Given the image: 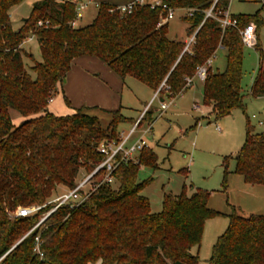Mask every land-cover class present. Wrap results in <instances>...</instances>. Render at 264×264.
<instances>
[{
	"label": "trees",
	"instance_id": "16d2710c",
	"mask_svg": "<svg viewBox=\"0 0 264 264\" xmlns=\"http://www.w3.org/2000/svg\"><path fill=\"white\" fill-rule=\"evenodd\" d=\"M22 1L0 0V264H199L191 248L200 244L206 220L218 212L207 206L209 192L198 188L190 195L183 190L164 194L161 210L152 212L141 193L150 179L139 181L137 176L140 166L154 167L156 153L149 146L139 152L138 163L120 161L113 183H100L99 175L94 176L96 187L84 201L59 206L29 232L52 208L57 187L74 188L82 172L90 173L101 162L97 147L120 141L117 127L126 121L120 109L100 108L111 116L102 128L89 113L97 107L58 116L48 111V102L81 56L95 57L122 80L132 77L173 99L192 86L186 79L196 68L223 48L225 66L221 71L208 68L202 103L216 119L244 110L247 95L264 97V68L260 64L244 95L240 30L253 21L258 37L264 26L263 0H240L259 2L260 7L252 14H230L236 24L225 28L218 17L230 0H161L185 11L186 39L194 36L189 50L186 39L168 36L169 21L157 25L165 14L159 5L145 3L121 14L111 11L119 4L98 0L93 20L72 27V3L39 0L14 30L10 10ZM212 5L214 17H205ZM38 20L49 25L38 27ZM28 35L37 40L41 61L24 50ZM256 49L261 62L264 51ZM24 55L33 61L34 77L24 66ZM11 109L26 119L13 125ZM147 115L148 110L144 119ZM230 158L245 183L264 185V132H254L248 120L242 147L224 157V181ZM33 205L44 207L26 217L9 216ZM36 237L42 256L35 250ZM206 264H264V215L233 210Z\"/></svg>",
	"mask_w": 264,
	"mask_h": 264
},
{
	"label": "rangeland",
	"instance_id": "374dc122",
	"mask_svg": "<svg viewBox=\"0 0 264 264\" xmlns=\"http://www.w3.org/2000/svg\"><path fill=\"white\" fill-rule=\"evenodd\" d=\"M37 1L39 0H23L10 10L14 30L22 26L23 19L30 14L33 4ZM107 1L121 5L130 0ZM143 1L154 4L160 0ZM259 7L260 3L255 1L230 0L228 10L231 14H252ZM96 12L97 7L94 4H89L82 12L83 17L78 23L79 26L89 24ZM184 14L183 9H175L174 17L169 20L168 25L170 38L186 39L184 32L186 24L182 19ZM250 23L256 28L253 21ZM255 36L253 47L247 45L243 47L241 88L244 95L249 93L260 64L264 68V57L260 62L259 50L256 49L259 47L264 51V26L259 28L258 37L257 34ZM23 48L27 53L32 54L34 60L41 61L39 46L33 36H27ZM23 61L26 70L34 77L33 61L25 55ZM81 62L83 61L77 62L78 66H83ZM213 62L214 68L223 69L225 52L222 49L217 50ZM72 64L66 74V82L62 84L63 86L59 90L57 86L52 101L48 102V111L58 116L70 115L81 106H90L87 101L92 99L90 92H94L95 89L93 79H97V71L92 70L90 73L92 78L89 82L87 77L82 76L83 72L73 76L74 69L72 71L71 69L75 65ZM128 80L136 85L135 88L141 92V100L147 103L153 95L149 88L136 79L129 78ZM200 82V80L195 79L192 84L194 87L179 97L173 99L164 97V102L168 107L165 110L160 109L159 98L151 101L148 115L127 145L142 137L147 146L156 153L154 167L140 166L137 175L139 181L150 179L141 193L148 198L152 212L161 210L164 194L178 195L183 190L186 195H190L197 188L209 192L207 206L218 214L206 220L200 244L191 248V253L198 255L199 264H206L217 238L224 233L228 225V216L233 210L243 214L264 215V191L262 194L259 193L263 200L257 198L255 194L258 193L255 192L257 189L262 188L264 190V187L245 183L243 177L234 172L233 158L228 160V173L224 181L223 163L224 157H233L242 147L247 120L254 132L264 131V98L256 99L247 95L244 98V110L236 108L229 115L216 119L212 114H207L208 107L202 103ZM193 100L198 102L195 106L198 109L191 107ZM139 101L135 103V109L128 114L134 120L143 109L144 104L139 103ZM97 103L101 104H98L97 109L91 110L89 113L97 116L100 125L104 128L111 121V116L100 111V108L101 105H104L103 109L110 110L109 107L112 104L105 102V100ZM106 106L108 108H105ZM125 113L127 112L125 111ZM10 119L12 124L17 126L26 118L11 109ZM260 121L261 124H259ZM133 123L132 121H125L118 125L117 132L120 138L122 132L127 133ZM149 124H151V128L146 133ZM85 175L86 173L82 172L78 181ZM100 177L101 175L97 177V180ZM67 190L68 188L64 186H58L51 200ZM15 212L9 213V216L14 217ZM44 214L47 212L40 215V218H43Z\"/></svg>",
	"mask_w": 264,
	"mask_h": 264
},
{
	"label": "built area",
	"instance_id": "2783aa9c",
	"mask_svg": "<svg viewBox=\"0 0 264 264\" xmlns=\"http://www.w3.org/2000/svg\"><path fill=\"white\" fill-rule=\"evenodd\" d=\"M58 2H70L74 5L75 9V16L69 22L70 26L78 27L79 21L83 17V10L89 5L94 4L96 7L98 5V0H57ZM264 2V0H263ZM145 2L143 0H130L129 2L121 5H117L115 8H112L111 11H119V13H131L136 6L144 5ZM151 8L159 5L165 11V14L160 16L159 21L157 23L158 26L163 25L164 23L168 22L170 19L174 17V9L170 8L166 4L162 3L161 0L155 2L154 4H150ZM213 5L206 10L205 17H214L212 12ZM218 21L222 28L226 26H234L236 24V19L231 17L228 11H223L221 15L218 17ZM38 27L48 26V20H38L37 24ZM241 39L244 45L253 47V42L255 40V27L253 24L246 25L242 30H240ZM194 41V36L187 38L185 50H189L192 43ZM215 54L209 57L205 63L199 65L196 68L195 74L192 77L186 79L187 86H190L194 83L195 79L200 80L201 82L207 76L208 68L213 63V58ZM158 98V90L154 94L152 101ZM167 108V104L164 100L160 99V109L164 110ZM149 109L148 106L142 111L136 121L133 123L132 127L129 129L127 133H122L119 142L109 141L101 143L97 147V151L103 156L101 162L95 166V168L89 173L83 176L81 180L77 182L74 188L67 190L60 196L54 198L50 201L53 203L52 208L50 211L47 212L40 219V221L29 231L31 232L35 227H37L52 211L58 208L61 205L69 204L75 205L84 201L88 195L95 189V184L93 183V178L96 175H101L99 178L100 183H113V170L116 166L120 163V161H131L133 163H138V155L139 152L144 148L148 147L144 139L141 137L137 139L135 142L127 145L133 134L136 132L137 128L140 126L141 122L144 120L145 112ZM151 128V124H149L148 128L146 129V133L149 132ZM44 207V205H33L28 207H19L15 212V217H26L31 215L33 212L39 210L40 208ZM36 246L35 250L42 256L39 251V239L38 237L35 238Z\"/></svg>",
	"mask_w": 264,
	"mask_h": 264
},
{
	"label": "crops",
	"instance_id": "0c3cea01",
	"mask_svg": "<svg viewBox=\"0 0 264 264\" xmlns=\"http://www.w3.org/2000/svg\"><path fill=\"white\" fill-rule=\"evenodd\" d=\"M228 12H229V10H228ZM175 36H177V35H175ZM220 49L223 50V48H220ZM79 61H83V62H81L82 63L81 65H83V66H78L79 64H77V62L79 63ZM72 63H74V65H75L71 69V71L74 69L73 70L74 71L73 72V76L76 75L79 72H83L82 76L87 77L89 82L91 81V78H92L91 75H90L92 70H96L97 71V75H96L97 79H93L95 81V89H94V92H90L91 95H92V97H91L92 99H90V101L89 100L87 101V102H89V105H90V106H87V107H97L98 104H101V103H97L98 101L105 100V102H109L110 104H112L111 107H109V108H111L110 110L120 109V112L126 118V121L135 122L136 119L139 117V115L142 113V111L152 101V98H153L154 94L156 93V91L151 90L149 87H147L145 85V87L149 88V91H151V93L153 94L151 96L150 100L146 103L145 101L141 100L142 97H141L140 90H137L135 88L136 85L128 80L129 78H131V79H134V78L126 77L124 80H122L105 63H103L102 61H100L99 59H97L95 57L81 56V57H78V58L74 59ZM213 63L211 65L212 70L221 71L218 68H214V64ZM64 82H66V79H65ZM199 84H200L201 96H202V82H200ZM60 87H62V86H58V90L60 89ZM193 87L194 86L192 85L188 90H190ZM87 90H89V89H87ZM187 91H185L184 93H186ZM87 94L85 95L86 100L88 98ZM182 94H180V95H182ZM79 95H81V94H79ZM164 97L168 98L165 94L158 93V98L159 99L164 100ZM260 98H264V97H259V98H256V99H260ZM51 101H52V99L49 102H51ZM137 101H139V103L144 104V105H143L142 111H140L139 115L134 120V118L131 115H128V114L132 110L135 109V103ZM196 104H198V102L193 100L192 104H191V107H193V109H198V108L195 107ZM101 106H102L101 109H103L104 105H101ZM105 108H108V107L106 106ZM207 109L208 110L206 112H207V114L210 115L211 114V112H210L211 108L208 107ZM105 110H107V109H105ZM125 111L127 113H125ZM161 112L162 111L160 110V113ZM196 121H197V119L195 120V122ZM259 124H261V121L259 122ZM259 132H264V131H259ZM252 186L264 187V185H252ZM263 191L264 190H262V188H259V190L257 189L255 191V192H258V193H255L257 198L262 199V197L259 196V193L262 194ZM245 215H249V214H245Z\"/></svg>",
	"mask_w": 264,
	"mask_h": 264
}]
</instances>
